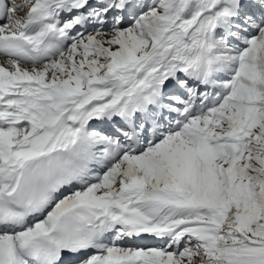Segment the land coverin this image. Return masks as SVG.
<instances>
[{"label":"snow or ice","instance_id":"1","mask_svg":"<svg viewBox=\"0 0 264 264\" xmlns=\"http://www.w3.org/2000/svg\"><path fill=\"white\" fill-rule=\"evenodd\" d=\"M0 264H264V0H0Z\"/></svg>","mask_w":264,"mask_h":264}]
</instances>
